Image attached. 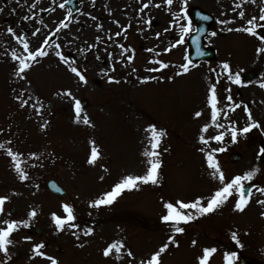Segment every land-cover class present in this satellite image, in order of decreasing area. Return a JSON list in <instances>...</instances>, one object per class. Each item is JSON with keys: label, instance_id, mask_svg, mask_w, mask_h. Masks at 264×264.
<instances>
[{"label": "rangeland", "instance_id": "rangeland-1", "mask_svg": "<svg viewBox=\"0 0 264 264\" xmlns=\"http://www.w3.org/2000/svg\"><path fill=\"white\" fill-rule=\"evenodd\" d=\"M65 1L29 0L22 10L0 6V144L4 145L0 148V196L9 197L0 212V226H6L4 220L28 221L11 233L13 243L7 246V254L0 251V264H51L47 256L58 264H141L165 243L169 247L161 254L160 264H200L206 247L216 249L206 264H228L226 252L236 253L232 264H241L240 256L264 264V204L257 203L264 194L256 191L264 187V162L258 155V142L264 140V52H257L264 48V21L258 20L264 0H186V4L173 0L171 5L165 0H78V10L71 16ZM192 6L213 18L205 45L215 50V57L193 62L189 72L177 75L179 66L188 63L186 40L195 27L188 15ZM252 17H257L255 34L237 30L248 27ZM189 23L191 30L183 42L171 47L181 38L180 26ZM36 29L40 31L34 36ZM24 41L27 51L41 49L47 55L29 62V69L17 76L18 60L12 57L27 56ZM57 51L66 62L56 56ZM129 55L132 61L127 60ZM160 61L168 67L160 69ZM225 61L227 71L222 66ZM71 67H77L86 82ZM251 68L257 76L250 81L237 84L234 78L228 79ZM109 76L114 79L110 81ZM143 77L155 79L141 82ZM213 84L215 118L208 104ZM69 90L72 96L66 94ZM73 98L81 102L79 119ZM24 101L28 103L21 107ZM196 111L202 115L196 117ZM253 122L259 127L239 132ZM205 124L207 131H201ZM149 125H155L156 132H166L155 149L161 160L158 182H137L138 187L124 190L111 205L91 207L90 201L123 177L146 174L151 157L145 152L153 151L154 135ZM233 127L236 142L231 138ZM221 132L222 140L211 139ZM201 135L207 143L200 141ZM92 141L99 155L89 163ZM8 149L19 154L22 170L28 173L24 181ZM233 152L240 154L236 161L229 160ZM208 153L219 163L226 181L258 168L252 180L243 182L257 185L243 211L234 207L238 199L234 192L213 212L181 222L185 231L174 233V222L161 219L167 213L165 202L185 214L195 213L181 209L177 202L203 197L201 203L206 206L219 186L211 175L214 169L207 163ZM50 178L65 189L64 198L47 190ZM64 203L73 207L76 219L72 223L78 228L57 230L51 214L66 218ZM32 209L35 217L28 216ZM30 226L41 232L32 233ZM88 227L94 231L85 236ZM232 232L237 233L239 244ZM115 241L124 245L120 253L113 250L104 256L103 249ZM41 242L40 251L46 256L32 250ZM128 250L132 257L127 256Z\"/></svg>", "mask_w": 264, "mask_h": 264}, {"label": "snow or ice", "instance_id": "snow-or-ice-1", "mask_svg": "<svg viewBox=\"0 0 264 264\" xmlns=\"http://www.w3.org/2000/svg\"><path fill=\"white\" fill-rule=\"evenodd\" d=\"M255 2V0H253ZM165 3L168 5H171L173 3V0H165ZM182 3L186 4V0H182ZM160 5H157L159 7ZM63 7V4L61 5ZM145 8L148 7L147 4L144 6ZM180 12H184V8L181 7ZM175 15L179 16L180 13H175ZM240 16L243 18L244 13L241 12ZM25 19H28V17H25ZM95 19V17H93ZM259 21H264V8L260 9V15L258 17ZM257 17H252L251 19L247 20L248 27H242L240 29H237L238 31H243L249 34H255V29L257 27ZM61 24H63V21H61ZM66 27V25H64ZM99 27V25H97ZM181 38L177 39L175 42V45H172L171 47H175L176 45H179L183 42V37L185 34H187L191 28H190V23L189 26H184L181 25ZM40 30L36 29V32L33 33L35 36ZM165 31H168V29H165ZM8 32L12 33L13 29L11 27L8 28ZM120 33H116V35H119ZM217 33L212 32L211 35L215 36ZM159 35V33H157ZM261 39H264V37H261ZM45 44L48 43L47 40L44 41ZM29 45L27 41H24V48L27 51ZM59 47V45H57ZM123 47V46H121ZM171 49H165V51H170ZM257 52H264V48H257ZM56 56L60 58L61 61L66 62L65 56H63L59 51H57ZM47 53L45 51H42L41 49H37L36 51H27V56L26 57H17L16 55H13L12 59L18 60V68L15 71V74L17 76H21L26 69H29L31 61H35L37 57H43L46 56ZM128 61L133 60V56L129 55L127 57ZM191 64V61L188 63H183L181 64L180 71L177 72V75H180L182 73H187L189 72L190 68L189 65ZM223 68L227 71L229 69V64L225 61L222 64ZM168 67L167 64H165L163 61L159 62V68L163 69ZM71 72L75 73L76 76L79 77L81 81L86 82V78L81 72L78 70L77 67H71ZM153 70H158V69H153ZM235 79V83L240 84L242 83L240 79L239 72L235 74V77H233L231 74L228 76V79L232 80ZM108 79L112 81L114 78L109 76ZM149 79H155V77H143L141 79V82H144ZM163 79V77H161ZM169 79H172V77H169ZM261 87H264V83L261 84ZM216 86L215 84L211 85L209 88V96H208V104L211 105L212 107V116L215 118L217 116V97H216ZM66 94L68 96H72L71 91H67ZM75 99V98H73ZM229 100L232 99L231 96L228 97ZM28 101H24L23 104H21V107L24 106V104H27ZM81 109V102L79 99H75V110L77 113V119H79V112ZM245 110H247V107H245ZM39 111V109H37ZM196 117H200L202 113L200 111H196L194 114ZM249 118L251 119V113H248ZM84 123H89L88 117H84ZM253 127H259V124L256 122L247 124L244 128L239 129L240 133H248ZM148 128L153 132V141L151 142V147L153 149L152 152H145L146 156H150L151 159L149 160V167L147 169V172L145 175H128L123 177L118 183H116L112 189L106 193H103L99 198L90 201V206L91 207H100L101 205H111L114 200L126 189H132L135 187H138L137 182H143V183H157V174H158V169L161 166V160L158 159L159 153L155 151V149L158 147L159 144V137H162L166 135V132L163 129H160L159 132H156V127L155 125H149ZM208 125H203L201 131H207ZM224 133H220L216 136L211 137V139L220 141L223 139ZM231 138L233 142H236L237 140V129L232 128L231 131ZM200 141L202 143H207V140L205 136L201 135L199 137ZM92 147H91V154L89 157L88 162L89 163H94L99 155V150L95 144L94 141L91 142ZM0 148H4L3 144H0ZM201 151L203 152L204 149L201 148ZM215 151H223V149H213V152ZM259 154H264V146H261L259 149ZM8 155L11 157L12 161L14 162V168L19 173V179L21 181H24L28 173L22 170L21 164H20V157L18 153H14L11 149H8ZM32 155H36L35 153H32ZM207 163L210 168L214 169V171L211 173L212 177L214 179H218L219 181V186L215 189V191L210 194L209 198L207 199L206 206L202 205L201 201L203 197H197L194 201L190 203H182V202H177L180 205L181 209H194L195 213L189 211L187 214H185L183 211L178 210L173 203L171 202H165L164 207L167 209V213L162 215L161 219L164 222H174L171 225L172 231L174 233H183L185 231L184 227L180 226L181 222L187 223L189 221H192L196 219L198 216L205 215L208 213L213 212L215 209H217L219 206L223 205L229 197L233 195V193H238V199L235 201V209L243 211L246 205L249 203L250 198L252 196V188L247 189V195L245 194V188H244V181H250L253 179V177L257 174L259 171L258 168H253L250 171H245L242 175H235L232 177L230 181H226L225 174L220 168L219 163L214 159L212 153L207 154ZM103 179V177H101ZM256 191L264 194V187H257ZM9 197L7 196H0V212H3L4 204L5 201L8 200ZM259 204H264V200H259L257 201ZM62 208L64 209V212L67 213L66 218H62L60 215H57V213L53 212L51 214L52 220L56 225L57 230H62L64 229L65 226L69 229H75L78 228L79 226L76 223H72L75 221L76 217L74 215V210L73 207L67 203L62 204ZM36 210L32 209L29 211L28 216L29 217H35L36 216ZM6 226H0V251H3L5 254L8 253V245L12 244L13 241L10 239L11 233L19 227L21 223L27 225L28 221H18V220H4L2 222ZM93 228L88 227L84 230L83 234L85 236L90 235L93 232ZM73 236H76V232L72 233ZM232 239L236 241L237 244L240 243V241L237 239V233L232 232ZM25 239H31L30 237H25ZM168 240L172 243H176V240L174 236H169ZM193 245H195L197 242L196 240L192 241ZM43 243H37L33 245V252L38 254L39 256H46V253L40 251L41 248L43 247ZM83 247V245H80ZM124 245L121 241H115L113 243L108 244L107 247L103 249V255L104 256H109L110 253L115 250L116 253H120L121 248H123ZM169 247L168 243L163 244L158 251L153 252L149 258L146 260L141 261V264H160V257L161 254L165 252V250ZM216 251L215 248L211 247H206L203 249V256L199 258L200 264H206V261L209 259V254L214 253ZM127 256L132 257L133 253L131 250L127 251ZM236 257L235 252H226L224 259L228 262V264H232V258ZM48 260L51 261V264H58V260L54 257L47 256L46 257ZM119 255H117V259H119Z\"/></svg>", "mask_w": 264, "mask_h": 264}, {"label": "water", "instance_id": "water-1", "mask_svg": "<svg viewBox=\"0 0 264 264\" xmlns=\"http://www.w3.org/2000/svg\"><path fill=\"white\" fill-rule=\"evenodd\" d=\"M71 7L74 8L72 10H75L77 8L76 6L74 7V5H72ZM197 11L198 10L196 8L191 9V12H192L194 17L198 16ZM204 17H207V16H204ZM209 23H210V17L206 18L204 21L198 22V29H197L198 35L194 41L191 40V42H190L189 56L191 59H193V58H195V59H200V58L201 59L202 58L209 59V58H212L214 56L213 50L211 48H203V44H202V42H203L202 38L206 34ZM252 75H253V73L250 72L245 77L250 78ZM238 157H239L238 154H233L231 156V160H236V159H238ZM47 186L52 192L57 193L60 196H64V191L62 189H60L54 181H49L47 183ZM248 187H250V186H248ZM242 262L244 264L251 263V261L247 258H243Z\"/></svg>", "mask_w": 264, "mask_h": 264}, {"label": "bare ground", "instance_id": "bare-ground-1", "mask_svg": "<svg viewBox=\"0 0 264 264\" xmlns=\"http://www.w3.org/2000/svg\"><path fill=\"white\" fill-rule=\"evenodd\" d=\"M2 1L3 2L0 1V6L1 7L4 6L5 10L7 8H15V6L17 9L22 10L21 6L25 7V9H27V2H29V0H2Z\"/></svg>", "mask_w": 264, "mask_h": 264}]
</instances>
